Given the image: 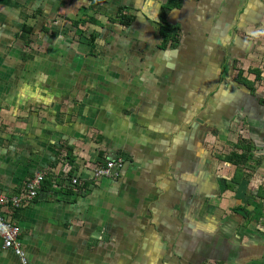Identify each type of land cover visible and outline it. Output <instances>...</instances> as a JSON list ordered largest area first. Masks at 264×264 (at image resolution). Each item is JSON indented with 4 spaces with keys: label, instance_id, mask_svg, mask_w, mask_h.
<instances>
[{
    "label": "crops",
    "instance_id": "0c3cea01",
    "mask_svg": "<svg viewBox=\"0 0 264 264\" xmlns=\"http://www.w3.org/2000/svg\"><path fill=\"white\" fill-rule=\"evenodd\" d=\"M92 1L0 0V194L49 182L7 210L30 264H264V0Z\"/></svg>",
    "mask_w": 264,
    "mask_h": 264
},
{
    "label": "built area",
    "instance_id": "2783aa9c",
    "mask_svg": "<svg viewBox=\"0 0 264 264\" xmlns=\"http://www.w3.org/2000/svg\"><path fill=\"white\" fill-rule=\"evenodd\" d=\"M123 167L124 160L122 158L109 160L94 171L92 180L99 181L103 178L116 180L120 177ZM45 181V173L40 172L24 185L20 193L15 195L0 194V238L3 247L11 250L19 259L20 264H30V262L20 242L21 229L17 223L11 220L7 210H20L33 203L39 197ZM86 183L87 180L78 177L71 179L73 186Z\"/></svg>",
    "mask_w": 264,
    "mask_h": 264
},
{
    "label": "trees",
    "instance_id": "16d2710c",
    "mask_svg": "<svg viewBox=\"0 0 264 264\" xmlns=\"http://www.w3.org/2000/svg\"><path fill=\"white\" fill-rule=\"evenodd\" d=\"M178 0H168L166 5L164 6V10H163V13H162V22H165V19H166V15H167V12L176 8L178 6ZM96 7V2L93 0L91 2V6L90 8H95ZM39 13V12H38ZM110 20H118L119 22H121V24L123 25H127L131 22V20H133V18H130L127 14H124V10L121 9L118 16L115 17V18H112ZM88 22H92V23H95V20L94 19H90V18H80L79 20L76 21V25H79L81 23H83L84 25ZM25 31L31 33L33 31V28L30 27V26H27V25H23ZM176 30L172 29V26L168 23H165V24H162L161 25V28H160V34H161V37H162V40H163V44L161 45V47H165L168 42H172V41H175L176 40V37H177V33H175ZM90 40V44L91 46H93L94 44V41H95V38L93 35L90 36L89 38ZM240 82L246 84V85H250V82L248 81H243L242 78H240ZM248 147V146H247ZM249 148V147H248ZM68 156L69 158L71 159L72 158V148L71 149H68ZM242 159H245V160H248V156L244 155V154H241V155H237V154H232L230 157H227L226 160H231V162L235 161L236 162V165L238 167L237 171H236V175L234 177L235 180H237L238 178V175H239V172H240V166H241V160ZM230 162V161H229ZM48 179V178H47ZM44 184H47L49 185V182L45 181Z\"/></svg>",
    "mask_w": 264,
    "mask_h": 264
},
{
    "label": "rangeland",
    "instance_id": "374dc122",
    "mask_svg": "<svg viewBox=\"0 0 264 264\" xmlns=\"http://www.w3.org/2000/svg\"><path fill=\"white\" fill-rule=\"evenodd\" d=\"M58 21V20H57ZM61 21H63L62 19H59V22H58V24L59 25H61ZM56 25V24H55ZM61 27V26H60ZM51 101V100H50ZM51 104H50V102H49V106H50ZM52 107V106H51ZM50 107V108H51ZM58 116V115H57ZM46 175V174H45ZM124 264H128V259L127 258H125V263Z\"/></svg>",
    "mask_w": 264,
    "mask_h": 264
},
{
    "label": "bare ground",
    "instance_id": "6f19581e",
    "mask_svg": "<svg viewBox=\"0 0 264 264\" xmlns=\"http://www.w3.org/2000/svg\"><path fill=\"white\" fill-rule=\"evenodd\" d=\"M70 192V191H69Z\"/></svg>",
    "mask_w": 264,
    "mask_h": 264
}]
</instances>
